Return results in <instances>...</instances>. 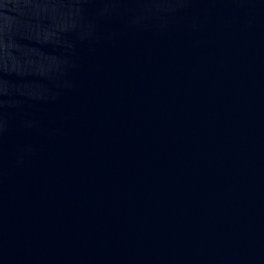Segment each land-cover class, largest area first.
I'll list each match as a JSON object with an SVG mask.
<instances>
[{"label":"water","instance_id":"water-1","mask_svg":"<svg viewBox=\"0 0 264 264\" xmlns=\"http://www.w3.org/2000/svg\"><path fill=\"white\" fill-rule=\"evenodd\" d=\"M0 264H264V0H0Z\"/></svg>","mask_w":264,"mask_h":264}]
</instances>
